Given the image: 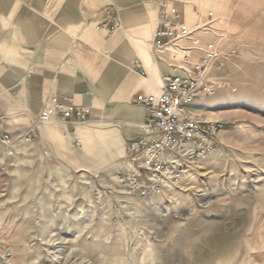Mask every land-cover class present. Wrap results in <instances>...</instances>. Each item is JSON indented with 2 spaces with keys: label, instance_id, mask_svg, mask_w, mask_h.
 <instances>
[{
  "label": "rangeland",
  "instance_id": "obj_1",
  "mask_svg": "<svg viewBox=\"0 0 264 264\" xmlns=\"http://www.w3.org/2000/svg\"><path fill=\"white\" fill-rule=\"evenodd\" d=\"M223 1L238 53L228 89L196 105L223 124L216 153L143 200L113 184L122 159L63 173L17 146L0 155V264H264V0Z\"/></svg>",
  "mask_w": 264,
  "mask_h": 264
},
{
  "label": "crops",
  "instance_id": "obj_2",
  "mask_svg": "<svg viewBox=\"0 0 264 264\" xmlns=\"http://www.w3.org/2000/svg\"><path fill=\"white\" fill-rule=\"evenodd\" d=\"M158 2L0 0V127L16 136L0 155L15 154L22 146L24 157L46 160L63 173L82 174L90 169L108 173L122 159V171L128 144L141 136L145 117L133 100L159 93L169 72L149 51ZM216 5L229 9L231 2L181 0L179 9L193 29L208 20ZM116 17L118 29L113 26ZM136 62L145 75L134 70ZM54 96H71L90 109L77 126L80 149L65 136L71 125L37 122Z\"/></svg>",
  "mask_w": 264,
  "mask_h": 264
},
{
  "label": "built area",
  "instance_id": "obj_3",
  "mask_svg": "<svg viewBox=\"0 0 264 264\" xmlns=\"http://www.w3.org/2000/svg\"><path fill=\"white\" fill-rule=\"evenodd\" d=\"M179 3L181 0L158 2L149 51L153 61L167 66L169 72L163 75L159 93L133 100L145 111L139 127L141 136L129 142L124 168L113 178L121 193L143 200L161 198L175 189L200 163L216 153L223 124L204 118L196 105L228 89L225 71L238 53L230 32L223 26V18L210 11L203 25L191 29ZM113 26L121 27L117 17ZM209 35L213 40L202 41V37ZM134 70L145 75L139 62ZM89 115L90 109L75 103L73 97L54 96L36 119L38 123L59 121L71 125L72 130L65 136L72 137L74 148L80 149L83 140L77 126ZM26 138L29 139L28 135ZM15 139L16 136L0 127V152Z\"/></svg>",
  "mask_w": 264,
  "mask_h": 264
},
{
  "label": "bare ground",
  "instance_id": "obj_4",
  "mask_svg": "<svg viewBox=\"0 0 264 264\" xmlns=\"http://www.w3.org/2000/svg\"><path fill=\"white\" fill-rule=\"evenodd\" d=\"M154 207H155V208H157V207H158V205L154 204Z\"/></svg>",
  "mask_w": 264,
  "mask_h": 264
}]
</instances>
